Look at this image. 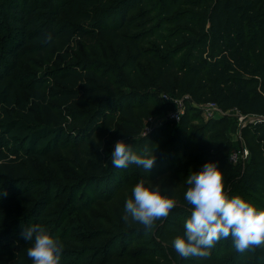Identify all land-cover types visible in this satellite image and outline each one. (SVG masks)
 Masks as SVG:
<instances>
[{"label": "trees", "instance_id": "16d2710c", "mask_svg": "<svg viewBox=\"0 0 264 264\" xmlns=\"http://www.w3.org/2000/svg\"><path fill=\"white\" fill-rule=\"evenodd\" d=\"M66 33L89 40L111 37L125 43L133 49L135 61L144 57L150 63L151 73L132 77V85L122 89L124 79H109L108 67L94 68L89 62L68 60L55 69L35 73L27 93L7 80L22 56L42 48L44 37L52 41ZM147 41V47H139ZM134 63L130 60L129 66L136 76ZM45 82L60 88L54 93L59 98H73L94 85H102L106 95L96 98L86 112H68L69 119L87 116L83 131L75 124L68 132L60 126L37 125L27 107L29 95L39 98L35 88ZM180 90L193 102L203 97L220 109L236 108L243 114L264 116V0H0V107L15 111L14 117L2 113L0 118V206L21 203L34 189L24 186V178L10 177L19 169L18 161L41 160L63 139L61 144L71 147L84 171L79 187L91 191L89 200H110L132 179L149 181L168 174L178 186L176 181H186L190 172H198L212 161L222 171L229 197L238 195L258 210L264 209V121L246 127L252 137L251 162L238 178L234 175L237 165L228 161L230 147L223 134L207 137L225 117L205 120L197 128L199 137L195 140L194 131L192 135L188 129L199 110L189 103L178 121H163L140 135L133 110L145 108L149 100L158 101L159 93L173 95ZM160 105L163 110L174 107L170 101H161ZM117 115L124 129L123 141L138 153L144 148L153 151L156 161L150 172L135 165L119 169L112 166L111 158H102L94 151L82 153L89 140L88 131ZM192 146L196 147L193 154L189 152ZM51 205L46 195L33 201L28 212L11 220L0 232V248L28 243L22 233L37 225ZM120 214L123 219L124 212L120 210ZM189 215V206L178 203L146 238L154 250L159 248L167 264H180V258L173 252L162 253L156 237L176 222L184 229ZM122 231L128 234L125 240L143 236L139 229L127 226ZM113 242L98 254L110 258ZM210 251L214 260L220 254L218 264H264V248L240 253L231 239L221 240Z\"/></svg>", "mask_w": 264, "mask_h": 264}, {"label": "rangeland", "instance_id": "374dc122", "mask_svg": "<svg viewBox=\"0 0 264 264\" xmlns=\"http://www.w3.org/2000/svg\"><path fill=\"white\" fill-rule=\"evenodd\" d=\"M46 39L47 37H44L43 42L45 44L42 48L33 50L19 59L16 68L7 79L16 87L23 89V92L26 91L27 93V86L35 79V73L45 69H55L60 63L68 60L89 62L93 64L94 68L98 66L108 67L109 72L106 76L109 79H124L125 86L122 89H126L127 85H132L129 82L132 77L136 79V77L148 76L151 73V65L144 57L135 61L133 49L111 37L102 36L96 40H89L74 33H66L57 35L52 41ZM149 43L147 41L146 44L139 47L145 48ZM180 59L181 57L177 58L178 61ZM130 60L135 62L136 76L130 70ZM101 71L99 70V72ZM101 86H90L86 92H79L73 98L64 99L54 96L55 91L60 88L54 87V83L45 82L42 86L35 88V92L42 97L43 102L40 97L29 95L27 107L31 110L37 125L60 126L70 132L75 124H79L78 127H82L81 131H83L87 116H82L79 120L76 117L69 119L68 112H86L96 98L106 95L105 89L100 88ZM164 95L174 104L173 109H161L160 103L164 101L162 99ZM158 98V101L149 100L143 109L133 110L140 126V135H145L152 127L169 120V114L174 111L177 103L183 108L190 103L199 110V113L193 116L195 120L191 122L188 129L189 134L194 131V139L196 140L199 137L196 132L197 128L207 120L202 114V107L207 102L212 101L202 97L200 101L193 102L191 96L182 90L173 95L159 93ZM221 110L223 115L215 118L225 117L224 123L208 133L207 137L215 133L223 134L230 147L228 156L231 150L237 149L239 146L247 150L246 157L239 158L235 164L237 166H235L234 175H238V178L246 171V165L251 162L252 137L246 131V127L257 124V122L246 123L239 127L238 116L250 117V114H243L236 108ZM2 113L15 116V111L12 108L4 106L0 107V118ZM120 120V116L117 115L113 119H109L102 127L90 129L88 131L89 140L84 144L82 153L94 151L100 154L102 158H111L116 142L125 139ZM62 141L63 139H60V146L43 155L41 160L31 158L18 161L20 167L10 177L24 178V186H30L34 189L26 196L25 200L21 199V203L15 205L4 203L0 206V232L5 230L7 224L12 222L11 220L28 212L33 201L40 197L43 199L46 195L52 205L45 214H42L43 218L39 220L38 224L63 245L60 264H167L168 262L163 259L159 248L154 250L150 246L151 244L146 242V238L150 237L151 233L143 232L144 227L142 225L125 223L121 218L120 210L123 211L126 200L132 198V189L138 182L132 179L131 182L121 186L110 200L103 201L94 198L89 200L91 191L89 192L82 185L79 187V182L83 180L85 175L84 171L77 164L71 147L61 144ZM195 151L196 147L194 146L189 149L191 154ZM12 157L9 156V158ZM253 167L254 164H252ZM196 169L191 168V170ZM248 173L243 174V176H248ZM0 178H3L1 173ZM244 178L240 180V183H243ZM176 182H178V186L174 184L168 174L145 181L146 186L159 184L162 195L175 198L178 203L187 205L184 194L189 186L186 181ZM19 209L20 211H18ZM21 209L23 210L21 211ZM126 226L129 229H139L143 236L141 238H132L131 236L125 240L128 234L122 231V227ZM183 233L184 229L179 222L166 226L164 230L160 231L156 240L163 248L162 253L171 255V252L176 253L174 257L180 258V264L219 263L220 254L215 260L211 256L208 258L181 257L172 247L171 242L177 236H182ZM110 241H114L112 243L114 246H111L110 258L100 256L98 250L104 248ZM31 246L32 242L6 244L4 248H0V264H32L27 256V250Z\"/></svg>", "mask_w": 264, "mask_h": 264}, {"label": "clouds", "instance_id": "9594fccd", "mask_svg": "<svg viewBox=\"0 0 264 264\" xmlns=\"http://www.w3.org/2000/svg\"><path fill=\"white\" fill-rule=\"evenodd\" d=\"M155 161L153 151L144 148L138 153L124 141H117L111 153V164L119 169L135 165L150 172ZM186 184L189 187L184 200L190 215L183 235L171 242L181 257L208 258L218 242L228 239L240 253L264 248V209L258 210L238 195L229 197L216 162H206L198 172H190ZM131 197L125 202L123 220L138 223L148 232L155 230L178 204L175 198L162 195L159 184L146 186L144 180L133 187ZM22 235L32 242L27 250L32 264H60L63 245L43 227L30 226Z\"/></svg>", "mask_w": 264, "mask_h": 264}, {"label": "built area", "instance_id": "2783aa9c", "mask_svg": "<svg viewBox=\"0 0 264 264\" xmlns=\"http://www.w3.org/2000/svg\"><path fill=\"white\" fill-rule=\"evenodd\" d=\"M162 99L164 101H169L170 99L167 96H163ZM171 101V100H170ZM175 102V101H173ZM183 107L181 105H179V103H177V105H175V109L174 111L170 112L169 114V120H173V121H178L179 117L182 113ZM202 114L204 116L205 119H212L215 118L216 116H221L223 115L222 110L214 103V102H207L205 105H203L202 107ZM245 117H243L242 115L238 116V125L239 127L244 126V124H250L253 123L254 121H256L257 123L259 122H263L264 121V116H252L250 115V117H247L246 115H244ZM246 119V120H244ZM247 155V150L244 147H238L237 149H233L230 151L228 159L232 164H236L238 162L239 158H245Z\"/></svg>", "mask_w": 264, "mask_h": 264}]
</instances>
